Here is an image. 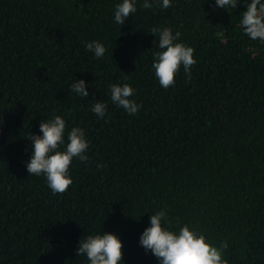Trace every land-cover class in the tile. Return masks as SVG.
<instances>
[{"label": "trees", "instance_id": "obj_1", "mask_svg": "<svg viewBox=\"0 0 264 264\" xmlns=\"http://www.w3.org/2000/svg\"><path fill=\"white\" fill-rule=\"evenodd\" d=\"M121 2L0 0V264H89L79 242L103 231L122 241L124 264H160L139 239L161 209L174 231L187 224L217 247L226 241L228 264H264V42L243 32L246 4L144 9L137 0L120 26ZM165 27L197 61L191 80L181 67L168 89L150 33ZM93 40L108 49L103 58L86 50ZM80 79L89 97L71 91ZM125 83L137 114L110 99V86ZM96 102L105 117L92 112ZM55 115L89 141V160L73 159L62 194L26 164L28 135L42 136L40 122Z\"/></svg>", "mask_w": 264, "mask_h": 264}, {"label": "clouds", "instance_id": "obj_2", "mask_svg": "<svg viewBox=\"0 0 264 264\" xmlns=\"http://www.w3.org/2000/svg\"><path fill=\"white\" fill-rule=\"evenodd\" d=\"M241 2L246 4V11L242 12L240 20L244 34L253 41L264 42V0H215L214 7L235 9ZM153 3L154 0H143L142 7L152 8ZM160 6L163 9L171 7V0H162ZM136 12L137 0H122L115 6L114 21L122 26L126 18ZM150 33L155 37L159 34L158 45L155 47L159 50L153 51L152 67L160 86L165 89L174 86L181 67L191 80V67L197 61L194 59V49L178 42L181 33H173L168 27L152 28ZM85 48L98 59L103 58L108 51L98 40L87 42ZM71 91L79 96L89 97L86 81L83 79L75 80L71 84ZM134 94L135 89L127 83L110 86L112 103L130 115L137 114L142 108V104L131 99ZM91 110L103 118L107 113V104L96 102ZM66 129L65 119L55 115L53 119L40 122L42 136L29 134L27 137L32 141V154L26 162L28 175H43L53 194L65 193L73 183L69 169L74 158L80 162L89 160V141L86 139L85 130L81 127ZM139 244L145 252L151 251L160 264H228L223 258L228 248L226 241L217 247L203 233L187 224L181 226L178 232L172 230L168 213L164 209L151 214L150 226L142 232ZM77 256L86 257L89 264H124L122 241L112 232L103 231L102 234L82 238Z\"/></svg>", "mask_w": 264, "mask_h": 264}]
</instances>
